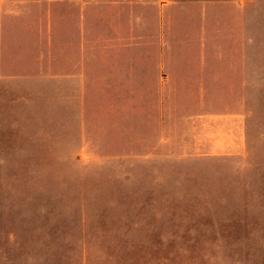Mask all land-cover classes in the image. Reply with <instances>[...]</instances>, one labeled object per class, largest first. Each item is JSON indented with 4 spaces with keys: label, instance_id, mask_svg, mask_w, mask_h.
I'll return each mask as SVG.
<instances>
[{
    "label": "rangeland",
    "instance_id": "374dc122",
    "mask_svg": "<svg viewBox=\"0 0 264 264\" xmlns=\"http://www.w3.org/2000/svg\"><path fill=\"white\" fill-rule=\"evenodd\" d=\"M0 264H264V0H0Z\"/></svg>",
    "mask_w": 264,
    "mask_h": 264
},
{
    "label": "crops",
    "instance_id": "0c3cea01",
    "mask_svg": "<svg viewBox=\"0 0 264 264\" xmlns=\"http://www.w3.org/2000/svg\"><path fill=\"white\" fill-rule=\"evenodd\" d=\"M33 2H37V0H32ZM51 14L50 13H48V15H47V18H49V16H50ZM80 20H79V24H80V30H81V38H83V36H84V30H83V18H84V13H83V11H81V14H80ZM50 20V19H49ZM81 62V64H83V57H81V60H80ZM67 75H69V73H66ZM54 75H56L55 73H53V72H48V74H45V75H43V76H54Z\"/></svg>",
    "mask_w": 264,
    "mask_h": 264
}]
</instances>
